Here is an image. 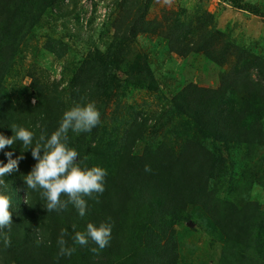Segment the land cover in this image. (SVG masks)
<instances>
[{"label":"rangeland","instance_id":"obj_1","mask_svg":"<svg viewBox=\"0 0 264 264\" xmlns=\"http://www.w3.org/2000/svg\"><path fill=\"white\" fill-rule=\"evenodd\" d=\"M240 2L249 4L255 13L241 11L221 0H0V56L8 47L15 54L10 66H5L2 93L10 97L15 108H32L37 100L31 82L35 80L49 97L65 104L72 98L73 76L86 69L94 78L92 85L96 78L99 80V96L91 101L87 99L89 91L85 85L71 108L93 103L100 113V123L90 132L70 133L71 142L75 139L79 142L86 135L83 138L90 150L101 134L106 133L113 142L117 139L115 150L122 146V140L126 147L153 153L157 146L165 145L179 156L195 128L182 122L180 116L184 115L169 108L171 98L186 90L187 93L202 90L206 97L209 91L220 89L228 94L225 87L229 84L232 86L229 91H234L233 95L229 94L230 106L235 112L257 102L258 113L251 110L257 114L256 128L251 122L254 134L238 145L231 141L229 149H222L223 160L215 168L207 163V167L203 164L194 170L210 194L209 203L213 205L206 209L208 213L219 204H224L223 209L230 204L242 213L245 208L255 211L258 216L255 222L264 226V75L259 70L264 68V0ZM97 53L114 61L123 60L122 73L127 72L135 56H140L152 76L150 79L143 75L141 79L152 91L147 85L140 88L138 80L133 81L134 77L128 73L126 80L121 78L112 83L116 88L102 89V72L95 68L93 71L85 64ZM3 63L0 57V67ZM88 75L84 77L87 82L91 79ZM176 127L183 135L173 134ZM241 128L242 125L237 133ZM199 139L194 141L201 143V147L208 144ZM95 151L96 148L90 150ZM102 198V206L109 207L111 200L110 208L123 212L124 205L113 192L107 195L103 191ZM129 206L123 224L124 233L132 240L139 236L142 239L148 223L161 225L152 218L151 205L130 200ZM197 212L192 207L184 214ZM17 220L20 224L19 216ZM39 225L38 232L50 233L46 231L47 221ZM202 226L192 220L166 218L162 223V245L167 256L175 260L171 264L223 263L224 237ZM252 227L253 221L250 232ZM53 235L58 241L61 234ZM18 242L10 240V246L5 247L4 241H0V264H17L14 256ZM128 244L135 252L134 246ZM80 258L74 252L63 264H80ZM123 260L125 264H146L138 256ZM110 261L107 259L104 264H121L120 258ZM256 264H261V260Z\"/></svg>","mask_w":264,"mask_h":264},{"label":"trees","instance_id":"obj_2","mask_svg":"<svg viewBox=\"0 0 264 264\" xmlns=\"http://www.w3.org/2000/svg\"><path fill=\"white\" fill-rule=\"evenodd\" d=\"M221 1L229 2L234 8L241 11L255 13L249 4H241L240 0ZM0 29H2L1 26ZM14 55L8 47L0 56L4 60L2 65L4 67H0V134L5 137L13 135L10 127L15 124L17 127H23L33 133L32 146L35 147L36 140L41 133H44L48 138L58 128L63 113L71 109V103L76 102L80 93L85 89V85L89 91L87 99L91 101L99 96L100 88L97 87L99 80L96 78L95 84L92 85L94 78L87 74L86 69H80V72H77L78 74L72 78L70 102L63 104L62 101L49 97L46 90L35 83V80H32V88L37 96L36 104L32 108H15L10 97H5V93H2L1 86L2 77L7 71L5 66H10ZM95 56V58L90 57L85 64L93 71L96 69L102 72V89L107 86L116 88L113 84L121 78L126 80L128 75L134 77L133 81L138 80L137 84L140 88L147 85L141 79L143 75L152 78L149 67L145 62L141 63L140 56H135V60L130 66H127V72L124 73L120 68L125 66L123 60L114 61L112 57L100 56L98 53ZM259 70L264 75V68ZM85 75H88L89 79L91 77L89 82L85 81ZM124 75L126 77H123ZM226 85L224 87L228 94L224 89H220L216 90L217 92L209 91L208 97H206L202 90L190 93H187L186 90L185 93L171 98L169 108L184 115L180 116L184 120L182 122L195 128L194 133L189 136L190 140L187 141L186 148L179 151V156L183 161L178 155H174L173 148L165 145L157 146L153 153L148 149L126 147L121 140L122 146L115 150L117 139L113 142V139H110L106 133H102L94 145L90 144L92 146L90 150L96 148V151L91 153L83 138H86V135H82L79 142L75 139L73 143L70 141L72 138L70 133L73 132H68L67 147L78 153L77 164L79 167L90 169L96 166L106 170L104 194L108 195L109 192H113L116 200L124 205V208L121 207L123 212L119 209L116 211V208L111 209V200L109 207L102 206L103 193L99 196L94 194L96 198L84 197L87 207L83 217L78 215L72 205H69L68 209L64 211L47 212L44 208L46 201L40 196L42 190L28 189L24 181V177L36 163L31 156V147L23 150L20 142L17 141L0 150V165L8 162V157L5 155L7 152L12 153V159L18 160L17 169L3 177L8 187H0V195H3L4 193L1 194V191L5 190L4 195L11 201L9 211L13 221L9 228L0 229V241H4L5 235L10 240L19 241L14 256L17 264H63L68 256L58 257L59 246L53 235V233L61 234L62 230H67V235L63 237L67 242L66 246L75 247V253L77 252L81 257L80 264H104V261L107 259L110 261V258H120L121 264H125L123 259L130 260L131 257L134 260L136 256L138 259L143 258L146 264H166L167 262L171 264L175 260L167 256L162 245L164 237L162 223L166 218L171 221L192 220L195 225H203V228L209 227L208 229L211 228L212 231L223 236L224 239L221 242L225 247V253L222 264H247L248 262L256 264L259 260H261V264H264V226L262 223L255 222L254 219L258 220L257 213L253 210L250 212L246 208L242 213L235 206L231 207L230 204L225 205V209L221 208L224 204H219L215 206V210L211 214L208 213L209 210L206 209H210L213 205L209 203L210 194L206 185L201 184V181L196 177L198 171L194 170L197 166L202 168L203 164L207 167V163L210 168H215L218 162L223 160L222 149H229L228 145L231 141L238 145V142L246 141L254 134L255 129L251 127V122L256 128L254 119L257 114L251 110L257 111L255 109L257 102L248 105V108L242 111L235 112L230 106L232 97L229 98V94L233 95L234 91H229L232 86ZM147 89L152 91L150 85H147ZM258 117H261L260 113ZM241 125L242 128L237 133V129ZM258 128L260 127L258 126ZM174 131L173 134L176 136L183 135L177 127ZM234 136L237 137H235L236 141ZM198 137L200 138L199 142L204 140L208 144L201 147L199 145L201 143H195ZM91 142L92 140L89 141V143ZM108 157L110 159L106 161ZM175 160H177L176 165L180 167L174 165ZM145 165H148L151 170L146 172ZM61 199L64 200L67 197L62 194ZM130 200L151 205L152 218L156 223L161 222V225L158 226L148 223L142 239L139 236L132 240L124 233V217L130 207ZM192 207L198 210L196 214H184ZM17 216L20 217V224ZM44 220L47 221L46 231H50L52 234L37 231L36 226ZM252 221V229H254L250 232ZM102 222L111 224V237L105 248L99 249L91 241L86 246L73 243L72 238L76 231L84 232L88 223L99 226ZM73 225L76 226L75 229H73ZM136 231L138 230L136 229ZM127 243L130 246L133 245L136 251L130 250ZM92 248H97V251H91ZM126 251H130L129 254ZM112 264L116 263L112 262Z\"/></svg>","mask_w":264,"mask_h":264},{"label":"clouds","instance_id":"obj_3","mask_svg":"<svg viewBox=\"0 0 264 264\" xmlns=\"http://www.w3.org/2000/svg\"><path fill=\"white\" fill-rule=\"evenodd\" d=\"M99 123V111L93 103H86L84 105L77 104L66 110L58 128L48 138L44 133H41L36 140L35 147L32 146L33 133L23 127H17L15 124L10 127L13 133L11 137L0 134V150L17 141L20 142L23 150L31 147V156L36 163L24 177V181L28 189L42 190L40 196L46 201L44 208L47 212L64 211L68 209L69 205H72L78 215L83 217L87 207L84 197L96 198L94 194L103 193L106 170L96 166L82 169L77 164L78 153L67 147L69 130L76 134L90 132ZM5 155L8 157V162L0 165V187L3 188L8 187L3 177L18 167V160L11 158V152H7ZM150 170V167L145 165V171ZM62 194L67 199L62 200ZM10 208L9 197L0 195V229L9 228L12 224ZM75 227L73 225V229ZM66 235L67 230H62L57 241L58 257H70L75 252V247L66 246L67 242L63 238ZM110 237L111 224L102 222L99 226L88 223L86 230L84 232L76 231L72 239L74 244L80 246H86L91 241L99 249H103L108 245ZM4 245L5 247L10 246V239L6 235ZM91 251L96 252L97 248H92Z\"/></svg>","mask_w":264,"mask_h":264},{"label":"water","instance_id":"obj_4","mask_svg":"<svg viewBox=\"0 0 264 264\" xmlns=\"http://www.w3.org/2000/svg\"><path fill=\"white\" fill-rule=\"evenodd\" d=\"M188 226L190 227V226H192V224L189 222V223H188Z\"/></svg>","mask_w":264,"mask_h":264}]
</instances>
